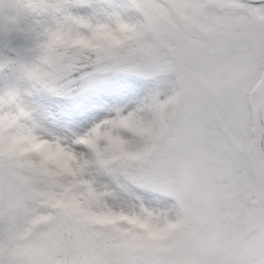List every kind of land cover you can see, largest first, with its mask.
<instances>
[{
  "label": "snow or ice",
  "instance_id": "1",
  "mask_svg": "<svg viewBox=\"0 0 264 264\" xmlns=\"http://www.w3.org/2000/svg\"><path fill=\"white\" fill-rule=\"evenodd\" d=\"M0 264H264V0H0Z\"/></svg>",
  "mask_w": 264,
  "mask_h": 264
},
{
  "label": "clouds",
  "instance_id": "2",
  "mask_svg": "<svg viewBox=\"0 0 264 264\" xmlns=\"http://www.w3.org/2000/svg\"><path fill=\"white\" fill-rule=\"evenodd\" d=\"M43 177L29 172H18L6 158L0 159V205L10 204L30 196L43 185Z\"/></svg>",
  "mask_w": 264,
  "mask_h": 264
}]
</instances>
